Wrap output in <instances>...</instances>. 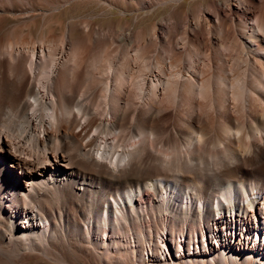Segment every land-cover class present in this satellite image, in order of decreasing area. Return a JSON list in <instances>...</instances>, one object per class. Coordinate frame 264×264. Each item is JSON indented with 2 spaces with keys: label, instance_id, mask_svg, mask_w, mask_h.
Instances as JSON below:
<instances>
[{
  "label": "bare ground",
  "instance_id": "1",
  "mask_svg": "<svg viewBox=\"0 0 264 264\" xmlns=\"http://www.w3.org/2000/svg\"><path fill=\"white\" fill-rule=\"evenodd\" d=\"M15 1L0 264H264V0H62L99 13L36 38Z\"/></svg>",
  "mask_w": 264,
  "mask_h": 264
},
{
  "label": "rangeland",
  "instance_id": "2",
  "mask_svg": "<svg viewBox=\"0 0 264 264\" xmlns=\"http://www.w3.org/2000/svg\"><path fill=\"white\" fill-rule=\"evenodd\" d=\"M50 1V0H49ZM57 0H51L50 2L53 3V2H56ZM59 1V0H58ZM191 2H193L191 5L194 6L195 4H197V1L198 0H190ZM189 0H183L184 3H186V6L182 7V11H185L187 10L191 5L189 4L190 3ZM16 2V4H15ZM13 4L14 5V9H18L22 12V16L20 18H13L11 15L9 14H6V18H4V23L2 26L4 27H8V26H11L13 24H16L18 26L19 29H23V32H31L35 35H32L33 38H36L37 37H41V36H47V35H39L41 33V31H44V34L47 32L48 29H52L54 31V33L56 35V37H60L61 36V33H62V30H64V27L67 23L69 22H72L73 23V26H75V28L77 29V25H75V20L76 19H79V18H82V17H86V16H95L99 13V10L95 7V6H92V5H87V6H84L82 4H79V3H74L72 5H63V2L62 0H60V2H58L59 4L61 3V5H63V7L61 6L60 9L56 12L57 15H53V17L51 19H49L48 17L45 19V22L43 21L44 19H42V12L40 11V7L42 6L41 3L37 2L36 0L33 1V4L31 7H27V5H22L20 2L18 1H15ZM18 2V3H17ZM36 3V4H35ZM38 3V4H37ZM40 4V5H39ZM189 4V5H188ZM34 5V6H33ZM38 5V6H37ZM16 6V7H15ZM43 8V7H42ZM41 8V9H42ZM31 12L29 13L28 11ZM36 11V12H35ZM168 9L167 8H158L155 13L150 16V17H146L144 18L141 22H138V24L140 23V26H148L152 23H155V22H158V20H161L164 15L167 13ZM28 12V14H27ZM39 14H38V13ZM115 12H118V11H115ZM34 13V14H33ZM28 15V16H27ZM137 15V14H135ZM133 15V16H135ZM41 16V17H40ZM138 16L140 17V15L138 14ZM11 17V18H10ZM23 17V18H22ZM40 17V18H39ZM131 17V15L129 16ZM153 17V18H152ZM33 18V19H32ZM38 18V19H37ZM8 19V20H7ZM27 19H29L27 21ZM57 21V23L55 24H51L50 26H46L44 27L47 22L49 21ZM23 20V21H22ZM32 20V21H31ZM61 22L59 23L58 22ZM139 21V19H137ZM24 21H26L24 23ZM31 21V22H30ZM30 22V23H29ZM43 23V25H42ZM11 24V25H10ZM26 24V25H25ZM29 25V28H28V25ZM33 24V25H32ZM60 24V25H58ZM65 24V25H64ZM105 24H107V22H105ZM20 25V26H19ZM48 25V24H47ZM27 26V27H26ZM33 26V27H32ZM61 26V27H60ZM139 26V25H137ZM25 28V29H24ZM29 30H28V29ZM32 28V29H31ZM62 29V30H61ZM78 30V29H77ZM76 30V31H77ZM56 31V32H55ZM79 31V30H78ZM43 33V32H42ZM12 37H16V35H10ZM19 36V35H17ZM25 36V35H23ZM27 36V35H26ZM31 36V35H29Z\"/></svg>",
  "mask_w": 264,
  "mask_h": 264
}]
</instances>
